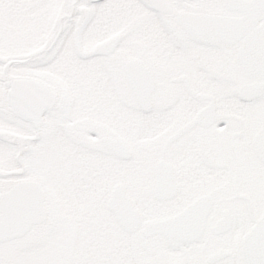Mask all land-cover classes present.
<instances>
[{"label": "snow or ice", "instance_id": "snow-or-ice-1", "mask_svg": "<svg viewBox=\"0 0 264 264\" xmlns=\"http://www.w3.org/2000/svg\"><path fill=\"white\" fill-rule=\"evenodd\" d=\"M0 264H264V0H0Z\"/></svg>", "mask_w": 264, "mask_h": 264}]
</instances>
